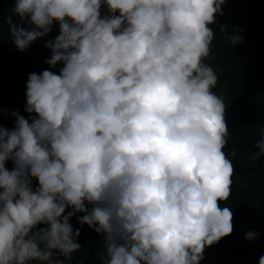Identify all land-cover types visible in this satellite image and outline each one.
I'll return each instance as SVG.
<instances>
[{
	"label": "clouds",
	"instance_id": "clouds-1",
	"mask_svg": "<svg viewBox=\"0 0 264 264\" xmlns=\"http://www.w3.org/2000/svg\"><path fill=\"white\" fill-rule=\"evenodd\" d=\"M223 3L14 0L15 47L55 22L45 63L62 67L30 73L28 118L13 111L14 126H0V264H68L81 248L73 216L102 236L100 264H200L232 232L219 204L234 172L225 103L205 62Z\"/></svg>",
	"mask_w": 264,
	"mask_h": 264
},
{
	"label": "trees",
	"instance_id": "trees-1",
	"mask_svg": "<svg viewBox=\"0 0 264 264\" xmlns=\"http://www.w3.org/2000/svg\"><path fill=\"white\" fill-rule=\"evenodd\" d=\"M13 3L14 0H0V126L9 129L15 124L13 111L28 118L24 111L28 75L44 69L58 74L62 67L58 64L49 68L45 63L50 57L45 43L59 34L55 22L52 32L36 39L25 50L15 47L5 19L12 15L14 22L21 23L12 12ZM221 11L223 14L216 16V23L210 25L214 37L205 62L216 71L218 79L213 91L225 103L228 136L223 151L234 172L230 196L219 204L230 208L233 230L203 250L200 264H258L259 257L264 255V155L255 161L250 157L259 152L255 144L264 128V0H224ZM221 27L229 34L240 35L241 42L233 46ZM6 167L11 170L12 162H6ZM69 222L80 230L77 242L81 248L72 254L68 264H100L102 236L88 225H80L76 216ZM248 231L258 233L257 237L246 239Z\"/></svg>",
	"mask_w": 264,
	"mask_h": 264
}]
</instances>
